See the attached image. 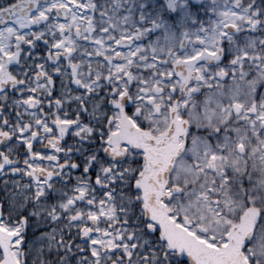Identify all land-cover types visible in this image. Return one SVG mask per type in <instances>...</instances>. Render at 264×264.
<instances>
[{
  "label": "snow or ice",
  "instance_id": "snow-or-ice-1",
  "mask_svg": "<svg viewBox=\"0 0 264 264\" xmlns=\"http://www.w3.org/2000/svg\"><path fill=\"white\" fill-rule=\"evenodd\" d=\"M0 264H264V0H0Z\"/></svg>",
  "mask_w": 264,
  "mask_h": 264
}]
</instances>
